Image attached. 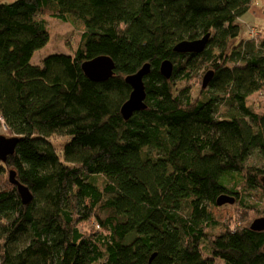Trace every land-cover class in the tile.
Segmentation results:
<instances>
[{
	"label": "trees",
	"instance_id": "16d2710c",
	"mask_svg": "<svg viewBox=\"0 0 264 264\" xmlns=\"http://www.w3.org/2000/svg\"><path fill=\"white\" fill-rule=\"evenodd\" d=\"M256 1L0 3V117L18 137L0 161V264H264V231L246 221L264 216V34L240 21ZM47 17L83 32L74 54L36 64ZM208 33L202 52L175 51ZM100 55L115 63L106 80L82 68ZM145 64L146 107L125 119L126 78Z\"/></svg>",
	"mask_w": 264,
	"mask_h": 264
},
{
	"label": "water",
	"instance_id": "95a60500",
	"mask_svg": "<svg viewBox=\"0 0 264 264\" xmlns=\"http://www.w3.org/2000/svg\"><path fill=\"white\" fill-rule=\"evenodd\" d=\"M210 34H206L204 37L196 40H183L177 43L175 51L177 52H202L209 40ZM82 68L85 74L94 80H106L114 73L115 63L110 56L100 55L92 59L86 60L82 63ZM150 64H145L137 73L129 75L126 80L131 84L132 91L129 98L121 107V113L125 119H129L134 112L140 111L146 107V86L144 78L150 73ZM174 70V63L171 60H165L162 62L160 71L166 78L172 76ZM214 72L208 71L204 78L202 87L206 88L212 79ZM18 141V137H7L6 135H0V161L5 162L8 154L14 153L15 144ZM10 179L13 183L17 184L18 191L21 195L24 203H29L33 195L28 187L20 184L14 177V174H10ZM264 183V179H263ZM233 198L228 196H221L218 199V204L223 205L226 203H232ZM251 228L256 231H264V216L254 219L251 224ZM154 256V255H153ZM151 257V259L153 258Z\"/></svg>",
	"mask_w": 264,
	"mask_h": 264
},
{
	"label": "rangeland",
	"instance_id": "374dc122",
	"mask_svg": "<svg viewBox=\"0 0 264 264\" xmlns=\"http://www.w3.org/2000/svg\"><path fill=\"white\" fill-rule=\"evenodd\" d=\"M14 0H0V3L4 2H12ZM264 0H257L254 8L250 9L248 13H246L240 21L243 22V33L248 34L250 26H256V32L262 31L264 34ZM48 19V29L50 31V40L48 43L37 50L32 58V62L36 64H40L44 58L53 54V53H66V54H74L76 48L79 45L81 40L83 27L81 24H77L72 20L62 21L58 19H54L51 17H47ZM251 33V32H250ZM186 85V80H180L176 84V90H181ZM201 83H196L192 88L193 98H196L200 94ZM262 95H258L257 98L262 99ZM8 129L3 126V123L0 122V135H8ZM10 136V135H8ZM260 188H256L251 191L252 195L250 199L254 202H262L259 197L261 190ZM235 207L234 205H232ZM262 208H264V202H262ZM252 210V214L248 215L247 223L253 222L254 219L261 217V212H258L255 209ZM247 216V217H248ZM263 216V214H262Z\"/></svg>",
	"mask_w": 264,
	"mask_h": 264
},
{
	"label": "built area",
	"instance_id": "2783aa9c",
	"mask_svg": "<svg viewBox=\"0 0 264 264\" xmlns=\"http://www.w3.org/2000/svg\"><path fill=\"white\" fill-rule=\"evenodd\" d=\"M251 33L254 34L253 31H252ZM0 122L3 123V126H4L5 128H7V125H6V123H5L4 119H3V117H0Z\"/></svg>",
	"mask_w": 264,
	"mask_h": 264
}]
</instances>
